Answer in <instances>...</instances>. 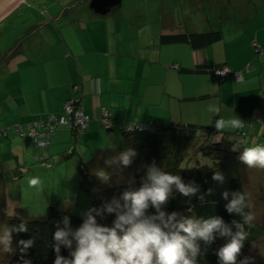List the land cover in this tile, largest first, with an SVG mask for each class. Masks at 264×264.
I'll list each match as a JSON object with an SVG mask.
<instances>
[{
  "label": "crops",
  "instance_id": "1",
  "mask_svg": "<svg viewBox=\"0 0 264 264\" xmlns=\"http://www.w3.org/2000/svg\"><path fill=\"white\" fill-rule=\"evenodd\" d=\"M26 2L22 0L0 21V26L9 23ZM55 2L44 18L33 16L24 26L27 29L22 36L34 34L28 54L16 38L5 47V60L10 56L6 62L0 57V70L5 65L11 73L3 84L5 91H0V105H5V111H0L6 124L58 115L65 100L79 97L85 115L91 119L85 135L75 139L69 130L59 128L52 141L56 145L53 151L79 147L76 152L81 159L76 161H82L83 143L88 150L90 143L104 141L103 148L94 152L108 171L116 159L112 146L123 122L214 125L219 138L237 141L242 127L217 129L215 124L221 119H239L244 129L250 127V136L264 142V0H256L252 11L234 7L231 15L234 11L241 13L243 24L224 27L217 23L201 25L191 9L188 15H182L178 8L168 10L157 0L150 4L140 0L141 6L122 9V14L113 18L92 20L88 16L81 25L77 12L83 5ZM91 22L93 25L87 29L85 25ZM210 32L218 36L208 44L197 46L189 41L190 35ZM161 36L183 37L160 43ZM253 43L262 55H255ZM248 65L252 68L246 72ZM214 67L239 72L240 78L231 76L221 81L209 71ZM74 85L79 86L78 93L73 92ZM102 110L112 118L111 130L102 128ZM35 149L29 140H12L5 144V166L20 164L27 169L26 179L38 177L37 186L42 187L50 181V173H41L37 167ZM54 161L52 174L60 168L65 171L58 177L54 175L53 181L58 180L57 185L62 186L72 183L67 178L70 168L56 158ZM93 168L91 165L90 171ZM70 202L64 199L63 207L68 209Z\"/></svg>",
  "mask_w": 264,
  "mask_h": 264
},
{
  "label": "trees",
  "instance_id": "2",
  "mask_svg": "<svg viewBox=\"0 0 264 264\" xmlns=\"http://www.w3.org/2000/svg\"><path fill=\"white\" fill-rule=\"evenodd\" d=\"M174 8L178 7L175 6ZM82 15L85 16L84 14ZM28 24L23 25L22 31L27 29L24 26ZM33 36V33L22 36L21 32L19 36L15 37V39L19 38V41H21L24 54H28V50L33 48H29L28 46ZM217 36L218 33L216 32L201 33L200 35H190L189 41L197 44V46L201 43L205 45L216 39ZM178 37L183 36H161L160 43L172 42L176 38L178 39ZM194 38L196 39L194 40ZM253 52L255 55H262L260 48L258 52H255L253 49ZM11 53H7L6 55L8 56ZM251 68L252 66L248 65L245 67V71L248 72ZM222 69L226 68L214 67L209 71L221 81L231 76L236 79L240 78L239 72H232L228 69L229 73L224 78L214 75V71ZM9 74H11L10 70L4 65L0 70V91H5L3 84L9 78ZM72 90L74 93H78L79 86L74 85ZM69 100L73 101L74 111L81 110L84 113L79 97L65 100L62 111L58 115L47 114L26 122L6 124L3 118L4 114L0 111V199L3 204L8 201L11 206H14L10 207L11 210L16 209L14 216L8 217L6 221L1 217L2 222H6V226L11 232L10 244H13L15 247L13 254L9 253L10 257L4 263L0 258V264H22V258L29 259L31 264H54L56 253L53 247L55 243L53 234L58 230L57 223L61 222L64 216H68L70 220L68 227L72 231H75L82 225L86 218L84 217L85 213L79 205L80 195H76V200H74L75 198L64 196L61 202L56 200L55 195H52L53 198L46 203L47 207L44 211L43 208H39V203L32 205L28 199L23 197V192L32 190L29 189L30 187L26 179L27 169L21 167L18 163L16 164V162H11L5 166L7 160L5 158V144H9L16 138L29 140L35 145L36 165L39 167L41 173H51L54 171L55 158L56 161L62 162L63 159L74 156V151L76 152L79 147L76 150L72 146L64 148V150L59 149L53 151L56 145H53L52 142L59 128H66L75 139H81L84 137L89 126L91 119L87 115L89 121L85 130L79 132L69 125L74 118L73 113H67L66 111V105ZM4 106L0 105V110L5 111ZM107 114V118L99 119L102 128L111 130L113 125L112 118L108 112ZM61 119H64L65 123H60ZM121 124L122 126L120 125L119 130L125 138L128 136L126 141H124L126 151L130 149L134 150L136 155L131 158V162L127 167L121 164L120 159L118 160L121 154L115 157L114 163H111V167L107 171L109 173L108 182H103L95 176L92 177L91 184H93L94 190L90 196V209H101L106 203H110L112 199H119L124 191L139 189L146 182L148 170L155 167L168 175L178 176L182 183L192 184L198 189L196 193L184 196L173 186L167 200L159 209V211L165 214V220L173 213L176 215L177 222L183 219H192L195 221L211 217H220L233 231H235L233 221L243 223L240 215L235 212L228 213L226 211V205L234 198V194H243L246 205L243 207V211L244 213L251 212L250 200L244 188V180L239 173V152L257 147L264 149V142L259 141V138L256 136L249 135L251 131L250 127L244 129L243 125L241 130L238 131V140L228 141L224 139V136L219 138L218 135H215L214 125L202 127L181 123L157 125L154 122H123ZM107 125L109 126L108 128H106ZM80 144H77V146H80ZM83 146L85 147L84 143ZM192 146L196 148L197 155L199 154L202 158L211 161V165L208 164L210 166H202L204 164L203 160L196 161L193 164V158L187 154ZM78 158L81 159L80 156ZM187 162L191 164H187ZM74 164L85 177L88 174H92L90 166L88 164L87 166L81 160H75ZM217 172L223 177L222 181L213 179V175ZM261 173L263 177L264 171ZM111 176L114 177L111 178ZM87 183V180H80L79 187L74 188V190L77 191L80 188L82 192L88 191L89 189L87 187H89V184L87 186ZM60 187L63 186L61 185ZM225 192L228 193L227 199L223 196ZM64 199H70L69 201H71L68 209L63 207ZM92 215L95 216L98 225L109 228L113 226L116 219L115 213H107L106 211H103L100 215L92 212ZM145 215L148 217L156 216L158 215L157 209L149 205L145 210ZM20 223L26 225L27 231L19 232L15 230ZM59 227L62 229L65 226L61 222ZM245 229L249 232V237L237 254L236 264H240L251 247L263 235L262 228L255 223L250 228L245 225ZM164 230L168 231L169 229ZM28 239H31L33 244L26 252L22 253L19 241ZM225 240L226 238L219 236H214V239L210 243L198 240L197 243L200 247V252L196 257L197 264H218L216 251L223 246ZM74 250L75 242L73 241L72 249L61 247L60 255L71 259L70 252Z\"/></svg>",
  "mask_w": 264,
  "mask_h": 264
},
{
  "label": "clouds",
  "instance_id": "3",
  "mask_svg": "<svg viewBox=\"0 0 264 264\" xmlns=\"http://www.w3.org/2000/svg\"><path fill=\"white\" fill-rule=\"evenodd\" d=\"M215 127L239 129L242 124L239 119H221L217 120ZM135 155L136 152L131 149L122 153L119 157L121 164L129 166ZM239 159L249 167H264V149H245ZM95 175L103 182L109 181V175L103 170H98ZM213 179L222 181L223 177L217 172ZM27 183L29 186H37L40 180L38 177H30ZM173 186L184 196L198 190L192 184L182 183L178 176L168 175L152 167L148 170L146 182L139 189L124 191L119 199H112L101 209H90L82 225L75 231L68 227L69 217L64 216L61 222L65 227L61 229V222H58V230L53 234L56 253L54 264H197L196 257L200 252L197 241L210 243L214 236L226 238L223 246L216 251L218 264H236L237 254L249 237L245 225L250 228L254 221L251 212L243 211L246 206L244 195L234 194V198L226 205L228 213L235 212L242 217L243 223L233 221V231L220 217L195 221L183 219L177 222L173 213L165 220V214L159 209ZM223 196L227 199L228 193H223ZM149 205L157 209L158 215H145ZM103 211L116 214L110 228L98 225L92 215V212L100 215ZM15 230L25 232L27 227L20 223ZM73 241L75 250L70 252L71 259L61 256V247L72 249ZM9 244L10 231L6 233V240L0 239V250H10ZM32 244L31 239L19 241L21 252H26ZM22 264H31V261L22 258Z\"/></svg>",
  "mask_w": 264,
  "mask_h": 264
},
{
  "label": "rangeland",
  "instance_id": "4",
  "mask_svg": "<svg viewBox=\"0 0 264 264\" xmlns=\"http://www.w3.org/2000/svg\"><path fill=\"white\" fill-rule=\"evenodd\" d=\"M56 0H27V2L23 5V8L19 10V12L11 17V20L9 23H3V25L0 26V57H3L5 60V47H10L13 43V40L16 36H19V34L23 30V25L26 23H29V19L33 16L44 18L45 13L47 12V9L51 6V4L55 2ZM60 4H64L65 2L78 4L79 6L83 5L80 12H77L79 14V24H84L86 21V17L89 16L90 19L94 20L95 18L99 19L102 17H98L93 15L87 8L88 6V0H59ZM150 4L152 0H147ZM160 4L165 3L168 10L173 9L175 6H177L181 14L183 15L186 13L189 14V9L194 11L196 14H194V19L200 23L201 25H210L217 23L219 26H230L233 24H243V17L241 13H237L234 11L233 16L232 10H234V7H242L243 10L250 9L251 11L255 9L256 7V0H157ZM141 6L140 0H123L122 6L119 9L113 10V12L109 15L112 18L117 16H120L122 14L123 10L130 9L132 6L138 7ZM175 5V6H174ZM145 6V5H144ZM197 13H201L202 17L198 15ZM222 15H221V14ZM228 13V14H227ZM84 14L85 16H83ZM227 14V15H226ZM40 15V16H38ZM221 15V16H220ZM108 16V17H109ZM218 17V19H213L214 17ZM228 16V19L225 17ZM33 18V21L34 19ZM107 18V17H105ZM125 22H128L127 19H124ZM94 24L97 25V22ZM93 23H87L85 26H87V29L89 26L91 27ZM44 34V33H42ZM46 41V37L44 38ZM104 129V128H103ZM105 130V129H104ZM128 136L126 138L121 133V131H118V140H116L115 146H112L115 153V157H118L119 154H122L126 152L125 142ZM98 140V139H97ZM105 145L103 142H97L94 141V143L89 144V149L84 150V158L82 159L83 163L94 165V168L92 170V174H88V176H84L80 170L77 169L74 162L76 158H78L79 154L74 151V156L67 157L66 159H63L61 164L64 163L70 168L71 174H68V180H71L72 183L68 184L67 186L60 187L61 185H57L58 180H54L55 177H58L59 174L63 173L65 169L60 168L59 172H54V174L50 173V181L45 182V185L42 187L37 186L34 188V186H29L31 191L23 192V197L25 199H28L32 205H36L39 203V208L46 209V203L53 198V196L58 200L59 202L62 201V197L67 196L69 198H75L76 195H80V207L82 208V211L85 213L84 217H86V214L90 210V204H91V193L94 190L93 184H91L92 177L95 176L97 179H99L95 173L98 170H103L107 173L108 169L102 167L101 160L99 155L95 156V150L101 149ZM196 148L192 146L191 149L188 150V155L193 158V164H195L196 161H204L205 167L211 165V161L208 159L202 158L201 155H197ZM118 150L119 152L117 153ZM242 152V150H241ZM239 152V154L241 153ZM196 156V157H195ZM120 157V156H119ZM118 157V160H119ZM195 160V161H194ZM187 164H191L187 162ZM210 164V165H208ZM113 165V164H112ZM101 166V167H100ZM262 171H264V167L254 166L249 167L246 164H244L241 160L239 162V173L244 180V188L245 192L247 194V197L250 200V209L251 213L254 216L253 223L257 224L260 228L263 230V235L261 238L251 247L246 257L240 262V264H264V176L262 177ZM109 175V173H107ZM114 176H111L113 178ZM80 180H87V186L89 184L88 191H83L79 188L77 191L74 190V188L79 187V181ZM101 182V181H100ZM55 185V187H54ZM79 191V194H78ZM53 195V196H52ZM1 197V196H0ZM70 199H67V201ZM73 200V199H71ZM45 203V204H44ZM11 206L10 203L7 201L5 204H3L2 200L0 199V239L6 240V233L10 231L8 227L6 226V222L3 223L2 219L6 221L8 217L14 216V212L16 209H10ZM3 209V210H2ZM84 209V210H83ZM3 214V215H2ZM2 217V219H1ZM86 219V218H85ZM5 224V226H3ZM10 240H11V232H10ZM14 245L9 244L8 251L0 250V258L3 261V263L9 259L10 255L9 253L13 254L14 251Z\"/></svg>",
  "mask_w": 264,
  "mask_h": 264
},
{
  "label": "water",
  "instance_id": "5",
  "mask_svg": "<svg viewBox=\"0 0 264 264\" xmlns=\"http://www.w3.org/2000/svg\"><path fill=\"white\" fill-rule=\"evenodd\" d=\"M22 0H0V21L18 7ZM123 0H88V10L95 16L105 18L122 6Z\"/></svg>",
  "mask_w": 264,
  "mask_h": 264
},
{
  "label": "built area",
  "instance_id": "6",
  "mask_svg": "<svg viewBox=\"0 0 264 264\" xmlns=\"http://www.w3.org/2000/svg\"><path fill=\"white\" fill-rule=\"evenodd\" d=\"M253 49L255 52H258L259 48L256 44H253ZM228 70L227 69H222V70H216L214 71V75L220 77V78H224L228 75ZM74 106H73V101L69 100L67 102L66 105V111L67 113H73L74 114V118L72 123H69L70 126L74 127L75 130L81 132L83 130H85V128L87 127L89 118L81 111V110H77L74 111ZM108 114L105 110H102L100 113V118H107ZM60 123H65L64 119H61ZM109 126L107 125L106 128H108Z\"/></svg>",
  "mask_w": 264,
  "mask_h": 264
}]
</instances>
